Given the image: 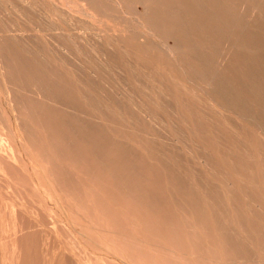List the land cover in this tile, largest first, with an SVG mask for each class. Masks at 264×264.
<instances>
[{
  "label": "rangeland",
  "instance_id": "rangeland-1",
  "mask_svg": "<svg viewBox=\"0 0 264 264\" xmlns=\"http://www.w3.org/2000/svg\"><path fill=\"white\" fill-rule=\"evenodd\" d=\"M31 1L0 0V140L6 141H0L6 153L0 150V264H264V122L261 128L252 119L264 118V0H227L223 6L218 0H198L201 6L148 0L167 24L185 31L179 33L184 40H193L181 48L191 74L220 87L225 82L231 91L218 86L219 94L212 93L230 99L235 112L214 107L185 80L180 59L158 38L163 32L146 30L148 13L139 0ZM145 32L152 33L146 44ZM201 42L211 46L200 49ZM258 103L263 114L251 108Z\"/></svg>",
  "mask_w": 264,
  "mask_h": 264
},
{
  "label": "bare ground",
  "instance_id": "bare-ground-1",
  "mask_svg": "<svg viewBox=\"0 0 264 264\" xmlns=\"http://www.w3.org/2000/svg\"><path fill=\"white\" fill-rule=\"evenodd\" d=\"M30 1H31V0H30ZM65 1H66V0H65ZM77 1H78V0H77ZM99 1H100V0H99ZM129 1H131V0H129ZM157 1H159V0H157ZM157 1H156V2H157ZM162 1H163V0H162ZM162 1H160V2L162 3ZM166 1H168V0H166ZM171 1H172V0H171ZM174 1L176 2V0H174ZM179 1H180V0H178V2H179ZM183 1L185 2V0H183ZM183 1L180 2V3H183V4H184ZM189 1H190V0H189ZM193 1H197V2H198V0H193ZM218 1H220L219 3H220V5L222 4V6H223L224 3H227V0H218ZM228 1H230V0H228ZM234 1H235V0H234ZM243 1H244V0H243ZM243 1L241 0V2H243ZM256 1H257V0H256ZM31 2H32V1H31ZM66 2H70V0H69V1H66ZM92 2H93V1H92ZM92 2H91V3H92ZM139 2H140V4L143 5V7L145 8V10H146L147 13H148V17H144L143 20H142V21H143V24H146L145 27L148 28V29H146V30H149V31H151V32H154V34H158V32H163V33H162L163 35H162L161 33L158 34V35L160 36V37H158V38H161V37H162V39L164 38V42H163V44L167 47V49H168V51L170 52V54H171L174 58L180 59V65H179V67H180V68L182 69V71L185 73V76H186V79H185V80H186L188 83L190 82L189 84H191V85H195V87L198 86V88H200L201 90H203V92L208 96L207 98H210V101H213V102H214V107L218 106V107H220L222 110L229 111V112H230V110H228V109L230 108V109H232V110L235 112L236 109L234 108V106H233V104H232V101H231L230 99H228V98H226V97H223V98H224V101H221V100H220L221 95H222L221 93H220V95H215L216 97H215L214 94L212 93V91L214 92V91H216V90H218V89H220V88L222 87V86L220 87V84H217V81H216V80H215V81L212 80L213 78H209V76H208V78L211 79V80H205V76H204L203 74H201V73H200V77H201V79H200V77H198V76L195 77V75H193L194 72L190 71L191 69L188 68L189 66H186V63H187L188 65H190L189 62H185V60L188 59V58H187L188 55L186 56L187 59L185 58V60H184V57H185L184 55H185V53H184V55H183V51H182L181 48L183 47V45L186 46L185 44H187V43H189L190 41H193V40H190V39H189L190 41L187 42L186 39H188V38H186V39L184 40L183 37L180 35V34L185 33V31H183V30L180 31L181 29H180V30H177V28H174V26H173V25H175V24L172 25L170 21H169V23L167 24L162 18H160V16H159L158 14H156V11H154V7L152 8V7L150 6L151 1H150V4H149L148 0H147V1H145V0H139ZM168 2H169V1H168ZM186 2H187V4H188V1H187V0H186ZM200 2H201V1H200ZM206 2H207V1H206ZM239 2H240V1H239ZM241 2L239 3V5H240V4L242 5ZM245 2H246V4H247V3H248V0L245 1ZM72 3H73V1H72ZM74 3H75V2H74ZM103 3H104V2H103ZM131 3H132V2H131ZM166 3H167V2H166ZM180 3H179V4H180ZM189 3L191 4L192 2H189ZM198 3H199V2H198ZM202 3H203V2H201V4L199 3V4H200L199 6L203 5ZM253 3H256V2L253 0ZM33 4H34V3H33ZM33 4H31V5H33ZM48 4H49V3H48ZM64 4L66 5V3H64ZM89 4H90V3H89ZM118 4H119V3H118ZM132 4H133V3H132ZM137 4H138V3H137ZM163 4H164V3H163ZM163 4H161V5H163ZM183 4H182V5H183ZM187 4H186V5H187ZM190 4H189V5H190ZM230 4H231V3H230ZM250 4H251V2H250ZM28 5H29V3H28ZM86 5H87V4H86ZM86 5H85V6H86ZM90 5H91V4H90ZM90 5H89V6H90ZM152 5H153V4H152ZM166 5H167V4H166ZM174 5H175V4H174ZM177 5H178V4H177ZM180 5H181V4H180ZM182 5H181V6H182ZM191 5H192V4H191ZM191 5H190V6H191ZM196 5H197V4H196ZM204 5H206V4H204ZM214 5H215V4H214ZM218 5H219V4H218ZM218 5H217V6H218ZM220 5H219V6H220ZM251 5H252V4H251ZM256 5H257V4H256ZM262 5H263V3H262ZM53 6H55V5H53ZM56 6H57V5H56ZM68 6H70V5H68ZM92 6H93V3H92ZM112 6H113V5H112ZM112 6H110V7H112ZM118 6H119V5H118ZM164 6H165V5H164ZM170 6H171V5H170ZM215 6H216V5H215ZM253 6L255 7V5H253ZM263 6H264V5H263ZM81 7H82V6H81ZM83 7H84V6H83ZM86 7H87V6H86ZM108 7H109V6H108ZM156 7H157V6H156ZM184 7H186V6H184ZM184 7H179V8H183V9H185ZM187 7H188V6H187ZM197 7H198V5H197ZM204 7H205V6H204ZM209 7L212 9L211 6H209ZM234 7H235V5H234ZM234 7H233V8H234ZM238 7H239V6H238ZM238 7H237V8H238ZM249 7H250V6H249ZM251 7H252V6H251ZM251 7H250V8H251ZM44 8H45V7H44ZM55 8H56V7H55ZM70 8H71V7H70ZM114 8H115V7H114ZM114 8H113L112 11L115 12V9H114ZM144 8H143V9H144ZM162 8H163V7H162ZM167 8H168V7H167ZM170 8H171V7H170ZM177 8H178V7L176 6V10H175V11L173 10V11L176 12V11H177ZM192 8H193V7H192ZM198 8H199V7H198ZM202 8H203V7H202ZM202 8H201V9H202ZM207 8H208V7H207ZM210 8H208V9H210ZM219 8H220V7H219ZM225 8H226V6H225ZM229 8H230V7H229ZM235 8H236V7H235ZM243 8H244V7H243ZM49 9H50V8H49ZM86 9H87V8H86ZM89 9H90V8H89ZM105 9H106V7H105ZM105 9H104V10H105ZM116 9H117V8H116ZM118 9H119V8H118ZM172 9H173V8H172ZM174 9H175V7H174ZM187 9H188V8H186L185 10H187ZM195 9H196V8H195ZM213 9H214V8H213ZM221 9H222V7L219 9V11H220ZM231 9H232V7H231ZM241 9H242V8H241ZM245 9H246V8H245ZM263 9H264V7L262 8V10H263ZM43 10H44V9H43ZM69 10H70V9H69ZM72 10H73V9H72ZM75 10H76V8H75ZM87 10H88V9H87ZM91 10H92V8H91ZM91 10H90V11H91ZM95 10H96V9H95ZM99 10H100V8H99ZM181 10H182V9H181ZM196 10H197V9H196ZM198 10H199V9H198ZM206 10H207V9H206ZM206 10L203 9V11H201V12H204V11H206ZM217 10H218V8H217ZM226 10H227V9H226ZM50 11H51V10H50ZM63 11H65V9H64ZM167 11H168V10H167ZM191 11H192V10H191ZM199 11H200V10H199ZM207 11H209V12H211V13L213 12L212 10H211V11H210V10H207ZM214 11H215V10H214ZM222 11H223V10H222ZM237 11H238V10H237ZM237 11H236V12H237ZM242 11H244V10H242ZM242 11H239V12H242ZM256 11H257V10H256ZM80 12H81V11H80ZM80 12H79V13H80ZM107 12H109V11H107ZM116 12H117V10H116ZM209 12H207V14H209ZM220 12H221V11H220ZM228 12H230V11H228ZM228 12H227V13H228ZM231 12H232V11H231ZM60 13H61V12H60ZM65 13H66V12H65ZM76 13H77V12H76ZM89 13H90V12H89ZM91 13H92V12H91ZM110 13H111V12H110ZM167 13H168V12H167ZM177 13H178V11H177ZM179 13H180V12H179ZM179 13H178V14H179ZM189 13H191V12H189ZM193 13H195V12H193ZM205 13H206V12H205ZM205 13H204V15H203V14H202V15L205 16V15H206ZM216 13L218 14V12H216ZM222 13L225 14L224 11H223ZM222 13H219V14H222ZM233 13H234V12H233ZM245 13H246V12H245ZM49 14H50V13H49ZM54 14H55V13H54ZM98 14H99V13H98ZM111 14H112V13H111ZM174 14H175V13H174ZM181 14H182V13H181ZM214 14H215V13H214ZM219 14H218V16H219ZM228 14H229V13H228ZM247 14H249V13H246V15H247ZM252 14H253V13H252ZM258 14H259V12H258ZM262 14H263V13H262ZM47 15H48V14H47ZM50 15H51V14H50ZM50 15H49V16H50ZM60 15H61V14H60ZM67 15H69V14H67ZM74 15H75V14H74ZM91 15H92V14H91ZM103 15H104V14H103ZM103 15H101V16H103ZM142 15H143V13H142ZM150 15H151L152 17H151ZM160 15H161V14H160ZM164 15H166V14H164ZM167 15H168V14H167ZM171 15H172V14H171ZM175 15H176V14H175ZM179 15H180V14H179ZM196 15H197V14H196ZM199 15H201V14L199 13ZM209 15H210V14H209ZM209 15H208V16H209ZM242 15H243V14H242ZM259 15H260V14H259ZM140 16H141V15H140ZM149 16H150V17H149ZM189 16H190V15H189ZM227 16H229V15H227ZM230 16H231V15H230ZM237 16H238V14H237ZM240 16H241V15H240ZM240 16H239V17H240ZM247 16H248V15H247ZM247 16H246V17H247ZM61 17H62V16H61ZM65 17H66V16H65ZM67 17H68V16H67ZM99 17H100V16H99ZM182 17H183V16H182ZM193 17H194V16H193ZM193 17H192V18H193ZM212 17H213V15H212ZM249 17H250V16H249ZM254 17H255V16H254ZM54 18H55V17H54ZM100 18H101V17H100ZM138 18H139V17H138ZM152 18H153V22H150V21L152 20ZM176 18H177V17H176ZM205 18H207V17L205 16ZM213 18H214V17H213ZM244 18H245V16H244ZM247 18H248V17H247ZM262 18H263V17H262ZM61 19H62V18H61ZM167 19H169V18H167ZM179 19H180V18H179ZM194 19H195V18H194ZM207 19H208V18H207ZM215 19H216V18H215ZM218 19H219V18H218ZM235 19H237V17H236ZM242 19H243V16H242ZM69 20H70V19H69ZM136 20H137V19H136ZM176 20H177V19H176ZM219 20H220V19H219ZM251 20H252V18H251ZM259 20H261V19H259ZM138 21H139V19H138ZM140 21H141V20H140ZM140 21H139V23H140ZM173 21H174V20H173ZM177 21H178V20H177ZM179 21H180V20H179ZM183 21H184V20H183ZM206 21H207V20H206ZM209 21H210V20H208V23H209ZM241 21H242V20H241ZM245 21H246V20H245ZM132 22H133V21H132ZM191 22H192V21H191ZM194 22H195V21H194ZM202 22H203V21H202ZM216 22H217V21H216ZM226 22H227V21H226ZM230 22H231V21H230ZM233 22H235V21H233ZM251 22H252V21H250V24H251ZM253 22H255V21H253ZM261 22H262V21H261ZM136 23H137V22H136ZM139 23H138V24H139ZM204 23H205V22H204ZM217 23H218V22H217ZM217 23H216V25H217ZM256 23H257V22H256ZM67 24H68V23H67ZM170 24H171V25H170ZM191 24H193V23H191ZM205 24H206V23H205ZM245 24H247V23H245ZM250 24L248 23V25H250ZM252 24H253V23H252ZM52 25H53V24H52ZM111 25H113V24H111ZM114 25H115V24H114ZM118 25H119V24H118ZM178 25H179V23H178ZM182 25H183V23H182ZM182 25H181V26H182ZM203 25H204V24H203ZM213 25H214V23H213ZM231 25H232V24H231ZM253 25H254V24H253ZM253 25H251L250 27L252 28ZM256 25H257V24H256ZM256 25H255V26H256ZM260 25H261V23H260ZM57 26H58V25H57ZM172 26H173V27H172ZM176 26H177V25H176ZM207 26H209V25H207ZM255 26H254V27H255ZM261 26H263V25H261ZM261 26H257V27H260V29H262ZM107 27H108V26H107ZM128 27H129V28H128ZM128 27H125V29H126V28H127V29H131L130 27H132V26L130 25V26H128ZM133 27H134V26H133ZM135 27H136V26H135ZM138 27H139V26H138ZM138 27H137V28H138ZM142 27H143V26H142ZM158 27H159V28H158ZM183 27H184V26H183ZM183 27H182V28H183ZM185 27H186V26H185ZM189 27H190V26H189ZM191 27H193V25H192ZM201 27H203V26H201ZM211 27H212V26H211ZM214 27H217V26H214ZM227 27H228V26H227ZM94 28H95V27H94ZM105 28H106V27H105ZM116 28H117V27H116ZM118 28H119V27H118ZM137 28H136V29H137ZM140 28H141V24H140ZM206 28H207V27H206ZM76 29H77V28H76ZM127 29H126V31H127ZM133 29H134V28H133ZM138 29H139V28H138ZM183 29H184V28H183ZM189 29H190V28H189ZM189 29H188V30H189ZM204 29H205V27H204ZM224 29H225V28H224ZM228 29H229V28H228ZM228 29H227V30H228ZM231 29H232V27H231ZM252 29H253V28H252ZM109 30H110V29H109ZM114 30H116V29H114ZM119 30H120V29H119ZM121 30H123V29H121ZM121 30H120V31H121ZM140 30H141V29H140ZM163 30H164V31H163ZM186 30H187V29H186ZM190 30H191V29H190ZM193 30L195 31L194 28H193ZM208 30H209V29H208ZM219 30H220V29H219ZM245 30H250V28H249V29L247 28V29H245ZM105 31H106V30H105ZM117 31H118V30H117ZM117 31H116V32H117ZM123 31H124V30H123ZM129 31H130V30H129ZM131 31H133V30H131ZM131 31H130V32H131ZM136 31H137V30H136ZM136 31H135V32H136ZM229 31H230V30H229ZM231 31H232V30H231ZM253 31H256V30H253ZM19 32H20V30H19ZM102 32H104V31H102ZM108 32H109V31H108ZM108 32H107V33H108ZM141 32H142V31H141ZM195 32H196V31H195ZM204 32H205V31H204ZM211 32H212V31L209 32V33H210V36L213 37V36L211 35ZM232 32H233V31H232ZM244 32H245V31H244ZM251 32H252V31H251ZM251 32L248 31L247 33H251ZM260 32H261V31H260ZM260 32H259V33H260ZM20 33H21V32H20ZM111 33H112V31H111ZM126 33H127V32H126ZM149 33H150V32H149ZM149 33H148V32H145V35H143L142 40H141L142 43L146 44V43H148V42L150 41V38H152V37L148 38ZM179 33H180V34H179ZM191 33H194V32L191 30ZM213 33H214V32H213ZM215 33H216V32H215ZM228 33H229V32H228ZM233 33H234V32H233ZM263 33H264V32H263ZM104 34H105V33H104ZM112 34H113V33H112ZM135 34H136V33H135ZM138 34H139V33H138ZM140 34L142 35L143 33H140ZM140 34H139V35H140ZM150 34H152V33H150ZM207 34H208V33H206V35H207ZM219 34H220V33H219ZM221 34L223 35V33H221ZM226 34H227V33H226ZM226 34H225V35H226ZM229 34H230V33H229ZM261 34H262V32H261ZM261 34H260V35H261ZM5 35H6V34H5ZM24 35H25V34H24ZM102 35H103V33H102ZM102 35H101V36H102ZM109 35H110V34H109ZM130 35H131V34H130ZM132 35H133V34H132ZM136 35H137V34H136ZM139 35H138V36H139ZM187 35H188V33H187ZM187 35H185V36H187ZM192 35H193V34H192ZM217 35H218V34H217ZM256 35H257V34H256ZM16 36H17V35H15L14 37H16ZM111 36H112V35H111ZM113 36H114V35H113ZM115 36H116V35H115ZM152 36H153V35H152ZM154 36H155V35H154ZM180 36H181V37H180ZM189 36H190V35H189ZM194 36H195V35H193V37H194ZM198 36H199V35H197V37H198ZM208 36H209V35H208ZM230 36H232V35L230 34ZM233 36H234V35H233ZM14 37H13V38H14ZM22 37H23V36H22ZM116 37H117V36H116ZM123 37H124V36H123ZM139 37H140V36H139ZM139 37H137V38H139ZM193 37H192L191 39H193ZM211 37H210V38H211ZM215 37H216V36H215ZM227 37H228V36H227ZM249 37H250V36H249ZM69 38H70V37H69ZM92 38H93V37H92ZM102 38H103V37H102ZM106 38H107V37H106ZM109 38H110V37H109ZM169 38H173V39L175 40V43H173L174 45H172V46H168V45L165 43V41H168ZM180 38H182L183 41H181ZM189 38H190V37H189ZM201 38H202V37H201ZM201 38H200V39H201ZM210 38H209V39H210ZM238 38H240V37H238ZM254 38H256V37H254ZM8 39H9V38H8ZM21 39H22V38H21ZM127 39H128V38H127ZM222 39H223V38H222ZM225 39H227V38H225ZM229 39H230V37H229ZM242 39H243V38H242ZM256 39H257V38H256ZM135 40H136V39H135ZM135 40H134V41H135ZM152 40H153V39H152ZM154 40H155V39H154ZM211 40H213V39H211ZM211 40H207V42H208V41L211 42ZM217 40H218V39H217ZM217 40H216V41H217ZM220 40H221V39H220ZM235 40H236V39H235ZM53 41H54V40H53ZM129 41H131V40H129ZM137 41H138V40H137ZM146 41H147V42H146ZM157 41H158V39H157ZM185 41H186V43H184V44L182 45V43L185 42ZM198 41H199V40H198ZM200 41H204V40L201 39ZM222 41H223V40H222ZM225 41H226V40H225ZM227 41H229V40L227 39ZM233 41H234V40H233ZM99 42H100V40H99ZM101 42H102V41H101ZM107 42H108V41H107ZM139 42H140V41H139ZM145 42H146V43H145ZM155 42H156V40H155ZM173 42H174V41H173ZM195 42H197V41L195 40L193 43L191 42L190 44L192 45V44H194ZM207 42H206V43H207ZM210 42H209V43H210ZM223 42H224V41H223ZM257 42L259 43V40H258ZM137 43H138V42H137ZM151 43H154V42L151 41ZM202 43H203V42H201V44H202ZM209 43H208V44H209ZM214 43H215V41L213 40V44H214ZM236 43H237V42H236ZM236 43H234V44H236ZM262 43H263V42H262ZM110 44H111V43H110ZM126 44H127V43H126ZM156 44H157V43H156ZM160 44H161V43H160ZM169 44H170V43H169ZM196 44H197V43H195L194 45H196ZM210 44H212V43H210ZM215 44H216V43H215ZM246 44H248V43H246ZM254 44H255V43H254ZM108 45H109V44H108ZM153 45H154V44H153ZM153 45H151V46H153ZM188 45H189V44H188ZM205 45H206V44H204V43L202 44V46H200V44H199V47H201L200 49H202ZM217 45H218V43H217ZM217 45H216V46H217ZM222 45H223V44H222ZM222 45H220V46L222 47ZM227 45H228V44H227ZM238 45H239V44H238ZM256 45H257V44H256ZM139 46H140V44H139ZM156 46H157V45H156ZM210 46H211V45H209L208 47H210ZM233 46H234V45H233ZM243 46H244V45H243ZM51 47H52V46H51ZM109 47H110V46H108V48H109ZM126 47H127V46H126ZM148 47H149V45H148ZM157 47H158V46H157ZM159 47H162V46H159ZM199 47L197 48V46H196L197 49H199ZM206 47H207V46H205V48H206ZM208 47H207V48H208ZM217 47H218V46H217ZM254 47H255V45H254ZM257 47H258V46H257ZM140 48H141V47H140ZM214 48H215V47H214ZM214 48H213V49H214ZM222 48H224V47H222ZM137 49H139V48H137ZM142 49H143V47L141 48V50H142ZM148 49H149V48H148ZM155 49H156V48H155ZM155 49H153V51H154ZM157 49H159V50H157V51H159V52L161 51L160 48H157ZM208 49H209V48H208ZM224 49H225V48H224ZM252 49H254V48L252 47ZM144 50H145V48H144ZM144 50H142V51H144ZM146 50H147V49H146ZM211 50H212V47H211ZM211 50H210V51H211ZM222 50H223V49H222ZM222 50H221V51H222ZM228 50H229V49H228ZM255 50H256V49H255ZM255 50H253V51H254V52L259 51V50H257V51H255ZM260 50H261V49H260ZM46 51H47V50H46ZM138 51H139V50H138ZM142 51H140V53H141ZM148 51H149V50H148ZM157 51H154L153 54H156ZM200 51H201V52H202V51H203V52H204V51L207 52V49H206V50L203 49V50H200ZM216 51H218V50L216 49ZM221 51H220V52H221ZM244 51H245V50H244ZM261 51H262V50H261ZM145 52H146V51H145ZM145 52H144V54H147V53L149 54V52H152V51H149V52H147V53H145ZM162 52H163V53H162ZM162 52H160V53H162L161 55L163 56V54H164L165 51H162ZM205 52H204V53H205ZM227 52H228V51H226V53H227ZM242 52H243V51H242ZM157 53H158V52H157ZM165 53H166V52H165ZM195 53H196V52H195ZM199 53H200V52H199ZM204 53H203V54H204ZM208 53H210V52H208ZM212 53H213V51H212ZM217 53H218V52H217ZM245 53L247 54V52H245ZM127 54H128V53H127ZM135 54H136V53H135ZM158 54H159V53H158ZM158 54H157V56H156V55H155V56L158 57ZM203 54H201V55H203ZM223 54H224V53H223ZM258 54L261 55L260 51L258 52ZM262 54L264 55V51H263ZM59 55H60V54H59ZM129 55H130V54H129ZM164 55L166 56L167 54H164ZM171 55H170V56H171ZM189 55H190V54H189ZM192 55H193V54H192ZM192 55H190V57H191ZM199 55H200V54H199ZM205 55H207V53H206ZM212 55H213V54H212ZM228 55H229V57H230V53H229ZM248 55H249V54H248ZM125 56H126V55H125ZM130 56H131V55H130ZM147 56H148V55H147ZM168 56H169V54H168ZM170 56H169V57H170ZM182 56H184V57L182 58L183 60L181 59ZM225 56H226V55H225ZM244 56H245V54H244ZM126 57H127V56H126ZM133 57H134V56H133ZM149 57L151 58L150 55H149ZM153 57H154V56H153ZM173 57H172L171 59H173ZM190 57H189V60H188V61H190V59H192V57H194V55H193L191 58H190ZM197 57H198V55H197ZM161 58H162V57H161ZM210 58L212 59L213 57L211 56ZM72 59H73V58H72ZM141 59H142V58H141ZM147 59H148V58H147ZM166 59H167V57H166ZM220 59H221V58H220ZM222 59H223V58H222ZM226 59H229V58H226ZM246 59H248V58H246ZM47 60H49V59H47ZM77 60H78V59H77ZM203 60H204V59H202V61H203ZM136 61H137V60H136ZM141 61H143V59H142ZM141 61H140V63H141ZM152 61H153V59H152ZM166 61H167V60H166ZM171 61H173V60H171ZM171 61H170V63H171ZM183 61H184L185 63H184ZM200 61H201V60H200ZM200 61L196 62V65H199V64H200ZM205 61H207V60H205ZM205 61H203V63H204ZM208 61H210V63H211V60H208ZM208 61H207V62H208ZM245 61H246V60H245ZM259 61H261V60H259ZM59 62H60V61H59ZM72 62H73V61H72ZM126 62H127V60H126ZM143 62H144V61H143ZM147 62H148V61H147ZM161 62H162V61H161ZM168 62H169V61H168ZM191 62H192V61H191ZM253 62L255 63V60H253ZM128 63H130V62H128ZM131 63H132V62H131ZM145 63H146V62H145ZM173 63H174V62H173ZM176 63H178V62H176ZM192 63H193V62H192ZM192 63H191V64H192ZM197 63H199V64H197ZM201 63H202V62H201ZM210 63H207V64H210ZM225 63H226V62H225ZM227 63H229V62H227ZM247 63H249V62H247ZM263 63H264V62H263ZM123 64H124V63H123ZM146 64H148V63H146ZM146 64H145V65H146ZM211 64L214 65V68H216V65H217V64H214V63H213V60H212V63H211ZM242 64H243V63H242ZM257 64H258V63H257ZM257 64H256V67H257ZM62 65H63V64H62ZM127 65H128V64H127ZM130 65L133 66V63L130 64ZM134 65H135V64H134ZM148 65H151V64H148ZM193 65H194V64H193ZM200 65H201V64H200ZM135 66H136V65H135ZM143 66H144V65H143ZM151 66H152V65H151ZM169 66H170V65H169ZM171 66L173 67V65H171ZM174 66H175L176 68L178 67V66H176V64H175ZM207 66H208V65H207ZM217 66H218V65H217ZM220 66H221V65H220ZM223 66H224V65H223ZM228 66H229V65H228ZM228 66H224L223 68L228 67ZM246 66H247V65H246ZM246 66H245V67H246ZM130 67H131V66H130ZM148 67H149V66H148ZM179 67H178L177 69H179ZM193 67H195V66H193ZM197 67H198V66H197ZM229 67H230V66H229ZM233 67H234V66H233ZM242 67H243V66H242ZM249 67H251V66H249ZM252 67H253V66H252ZM256 67H254V69H255ZM260 67H261V66H260ZM173 68H174V67H173ZM202 68H204V70L208 69L209 72L206 71V73H208V74H209L210 72L213 71V70L211 71V69L209 70V68H207L206 66H205V67H202ZM202 68H201V69H202ZM212 68H213V67H212ZM217 68H218V67H217ZM221 68H222V67H221ZM235 68H236V67H235ZM258 68H259V67H258ZM261 68H262V67H261ZM120 69H121V68H120ZM145 69H146V68H145ZM225 69H226V68H225ZM228 69H229V68H228ZM228 69H227V71H228ZM233 69H234V68H233ZM254 69H253V70H254ZM263 69H264V68H263ZM121 70H122V69H121ZM134 70H135V69H134ZM143 70H144V69H143ZM143 70H142V71H143ZM146 70H148V69H146ZM155 70H156V68H155ZM159 70H160V69H159ZM159 70H158V71H159ZM166 70H167V69H166ZM215 70H218V69H215ZM234 70H235V69H234ZM237 70H238V69H237ZM237 70H236V72H237ZM261 70H262V69H261ZM122 71H123V70H122ZM122 71H121V72H122ZM135 71H136V70H135ZM137 71H139V70H137ZM142 71H141V73H142ZM202 71H203V70H202ZM202 71L200 70V72H202ZM219 71H221V70L219 69ZM245 71H247V69H245ZM255 71H258V73H259L260 70H256V69H255ZM121 72H120V73H121ZM143 72H145V71H143ZM191 72H192L193 74H191ZM215 72H216V71H215ZM215 72H214V73H215ZM222 72H223V71H222ZM250 72H251V71H250ZM250 72H249V73H250ZM261 72H262V71H261ZM42 73H44V72H42ZM56 73H57V72H56ZM60 73H61V72H60ZM74 73H75V72H74ZM147 73H148V71H147ZM177 73H178V72H177ZM220 73H221V72H219V74H220ZM229 73H230V72H229ZM242 73H243V72H242ZM251 73H252V72H251ZM255 73H256V72H255ZM258 73H257V74H258ZM65 74H66V73H65ZM137 74H138V73H137ZM142 74H145V73H142ZM155 74L157 75V73H155ZM162 74H163V73H162ZM208 74H207V75H208ZM210 74H211V73H210ZM210 74H209V75H210ZM216 74H218V73H216ZM225 74H226V73H223L222 75H225ZM230 74H232V73H230ZM230 74H229V75H230ZM239 74H240V73H239ZM252 74H253V73H252ZM257 74H256V76L258 77L260 73H259L258 75H257ZM263 74H264V72H263ZM263 74H261V75H263ZM3 75H4V74H3ZM122 75H124V74H122ZM134 75H135V74H134ZM147 75H148V74H147ZM151 75H152V74H150L149 77H150ZM183 75H184V74H183ZM213 75H214V74H212V76H213ZM243 75H244V73H243ZM254 75H255V74H254ZM261 75H260V76H261ZM95 76H96V75H95ZM95 76H94V77H95ZM101 76H102V75H101ZM135 76H136V75H135ZM144 76H146V74H145ZM154 76H155V75H154ZM181 76H182V74H181ZM216 76H217V75H216ZM218 76H219V75H218ZM244 76H245V75H244ZM247 76H248V75H247ZM249 76H250V74H249ZM256 76H255V77H256ZM149 77L147 76V78H149ZM175 77H176V76H175ZM175 77H174V78H175ZM225 77H226V76H225ZM225 77H223V78H225ZM237 77H238V76H237ZM239 77H240V76H239ZM242 77H243V76H242ZM245 77H246V76H245ZM251 77L253 78L254 76H251ZM251 77H250V78H251ZM261 77H262V76H261ZM81 78H82V77H81ZM152 78H153V79H152ZM154 78H155V77H151L150 80H151V79L154 80ZM158 78H159V77L156 78L157 82L154 80L156 83H158V81H159ZM179 78H180V77H179ZM218 78H219V77H218ZM218 78H217V79H218ZM226 78H228V76H227ZM231 78H232V76H231ZM252 78H251V79H252ZM258 78H259V77H258ZM36 79H38V78H36ZM46 79H47V78H46ZM82 79H83V78H82ZM85 79H86V78H85ZM105 79H106V78H105ZM138 79H139V78H138ZM141 79H142V78H141ZM228 79H229V78H228ZM233 79H234V78H233ZM241 79H242V78H241ZM243 79H244V78H243ZM259 79H260V78H259ZM0 80H1V79H0ZM83 80H84V79H83ZM106 80H107V79H106ZM106 80H105V81H106ZM161 80H165V79H161ZM220 80H221V79H220ZM220 80H218V81H220ZM224 80H225V79H224ZM244 80H245V79H244ZM249 80H250V79H249ZM249 80H248V81H249ZM252 80H253L254 82H256L254 79H252ZM4 81H5V80H4ZM41 81H42V79H41ZM47 81H48V80H47ZM81 81H82V80H81ZM165 81H166V80H165ZM169 81H170V80H169ZM183 81H184V79H183ZM228 81H229V80H228ZM232 81H233V80H232ZM245 81H246V80H245ZM262 81H264V79H263ZM262 81H261V82H262ZM1 82H2V81H1ZM9 82H10V81H9ZM9 82H8V83H9ZM48 82H49V81H48ZM102 82H103V81H102ZM142 82H143V81H142ZM155 82H153V83H155ZM160 82H161V81H159V83H158L159 85H160ZM191 82H192V83H191ZM193 82H194V84H193ZM220 82H221V81H220ZM241 82H244V81L242 80ZM241 82H240V85H241ZM254 82H253V83H254ZM38 83H39V82H38ZM42 83H43V82H42ZM167 83H168V82H167ZM224 83H225V82H223L222 84H223V86H225V87H222V88H227V86L224 85ZM227 83H228V82H227ZM229 83H231V82H229ZM229 83H228V86H229V88H230ZM237 83H238V82H237ZM250 83H251V81H250ZM258 83H259V82H258ZM258 83H257V84H258ZM6 84H7V83H6ZM11 84H12V83H11ZM32 84H33V83H32ZM81 84H82V83H81ZM144 84H145V83H144ZM144 84H143V85H144ZM163 84H165V83L163 82ZM222 84H221V85H222ZM235 84H236V83H235ZM238 84H239V83H238ZM243 84H245V82H244ZM243 84H242V85H243ZM246 84H247V81H246ZM248 84H249V83H248ZM0 85H1V84H0ZM39 85H40V84H39ZM61 85H62V84H61ZM161 85H162V84H161ZM232 85H233V83H232ZM9 86H10V85H9ZM35 86H36V85H35ZM47 86H48V85H47ZM108 86H109V85H108ZM108 86H107V87H108ZM114 86H115V85H114ZM118 86H119V85H118ZM145 86H146V84H145ZM145 86H144V87H145ZM172 86H173V85H172ZM176 86H177V85H176ZM186 86L189 87V85H186ZM186 86H184V88H185ZM218 86H219L220 88H219ZM247 86H248V85H247ZM261 86L264 87V85H261ZM51 87H52V86H51ZM68 87H69V86H68ZM97 87H98V86H97ZM111 87H112V86H111ZM165 87H166V86H165ZM167 87H168V85H167ZM169 87H170V86H169ZM173 87H174V86H173ZM178 87H179V86H178ZM231 87H232V86H231ZM235 87H236V86H235ZM237 87H239V86H237ZM250 87L252 88V85H251ZM254 87H256V86H254ZM254 87H253V88H254ZM12 88H13V87H12ZM41 88H42V87H41ZM82 88H83V87H82ZM116 88H117V87H116ZM137 88H138V87H137ZM147 88H149V87L147 86ZM147 88H146V89H147ZM156 88H157V87H156ZM160 88H161V87H160ZM184 88H183V89H184ZM186 88H187V87H186ZM186 88H185V89H186ZM190 88H192V87H190ZM190 88H189V89H190ZM196 88H197V87H196ZM198 88H197V89H198ZM232 88H234V87H232ZM247 88H249V86H248ZM260 88H261V87H260ZM260 88L257 89V90L260 91ZM8 89H9V88H8ZM164 89H165V88H164ZM166 89H167V88H166ZM168 89H169V88H168ZM215 89H216V90H215ZM238 89H240V88H238ZM243 89H245V88H243ZM9 90H10V89H9ZM80 90H81V89H80ZM85 90H86V89H85ZM111 90H112V89H111ZM117 90H118V89H117ZM128 90H129V89H128ZM143 90H144V89H143ZM148 90H149V89H148ZM152 90H153V89H152ZM157 90L160 91V89H158V88H157ZM171 90H172V89H171ZM171 90H170V91H171ZM178 90H179V88H178ZM190 90L192 91V89H190ZM195 90H196V89H195ZM226 90H227V91H231V89L228 90V88H227ZM232 90H233V89H232ZM247 90H248V89H247ZM252 90H253V89H252ZM11 91H12V90H11ZM108 91H109V90H108ZM124 91L126 92V90H124ZM144 91L146 92L147 90H144ZM185 91H186V90H185ZM193 91H194V90H193ZM235 91H236V90H235ZM253 91H254V90H253ZM120 92H121V91H120ZM125 92H124V93H125ZM152 92H153V91H151V93H152ZM155 92H156V90H155ZM194 92H195V91H194ZM198 92H199V91H198ZM222 92H223V89H222ZM225 92H226V91H225ZM245 92H247V91H245ZM251 92H252V91H251ZM261 92H262V91H260V93H261ZM1 93H2V92H1ZM8 93H9V92H8ZM141 93H142V92H141ZM161 93L164 95L163 92H161ZM189 93H190V92H189ZM189 93H188V94H189ZM195 93H196V92H195ZM215 93H217V91H216ZM229 93H231V92H229ZM232 93H233V91H232ZM238 93H239V91H238ZM248 93H250V90H249ZM252 93H253V92H252ZM252 93H250L251 96L254 95V93H253V94H252ZM263 93H264V92H263ZM44 94H46V93H44ZM113 94H114V93H113ZM127 94H129V93H127ZM127 94H126V95H127ZM158 94H160V93L158 92ZM162 94H160V95H162ZM171 94H172V93H171ZM217 94H219V93H217ZM244 94H245V93H244ZM87 95H88V94H87ZM115 95H116V94H115ZM121 95L123 96V93H122ZM136 95H137V94H136ZM175 95H176V94H175ZM37 96H38V95H37ZM41 96H42V94H41ZM44 96H45V95H44ZM48 96H49V95H48ZM110 96H111V95H110ZM117 96H118V95H117ZM128 96H129V95H128ZM128 96L126 97V99L128 98ZM148 96H149V95H148ZM157 96H158V95H157ZM164 96H167V95L165 94ZM226 96H228V95L226 94ZM233 96H234V95H233ZM239 96H241V95H239ZM251 96H250V97H251ZM254 96L258 98V96L256 95V93H255ZM0 97H1V96H0ZM6 97H7V96H6ZM9 97H10V96H9ZM12 97H13V95H11V99H12ZM46 97H47V96H46ZM86 97H87V96H86ZM124 97H125V96H124ZM138 97H139V96H138ZM146 97H147V96H146ZM149 97H150V96H149ZM149 97H148V98H149ZM167 97H168V96H167ZM184 97H185V96H184ZM203 97H204V96H203ZM243 97H244V96H243ZM39 98H40V97H39ZM49 98H50V97H49ZM91 98H92V97H91ZM151 98H154V97H151ZM162 98H164V97L162 96ZM197 98H199V97H197ZM197 98H196V99H197ZM235 98H236V101H237V98H238V97L235 96ZM241 98H242V97H241ZM45 99H46V98H45ZM60 99H62V98H60ZM88 99H89V98H88ZM88 99H87V100H88ZM111 99H112V98H111ZM118 99H119V98H118ZM138 99H139V98H138ZM165 99H166V98H165ZM238 99H239V98H238ZM254 99H255V98H254ZM30 100H31V99H30ZM34 100H35V99H34ZM47 100H48V99H47ZM52 100H53V98H52ZM116 100H117V99H115V101H116ZM122 100H123V99H122ZM155 100H156V99H155ZM243 100H244V102H245V101L247 100V98H246V100H245L244 98H242V101H241V102H243ZM259 100H260V98H259ZM10 101H11V100H10ZM53 101H54V100H53ZM58 101H60V100L58 99ZM64 101H65V100H64ZM111 101H112V100H111ZM120 101H121V100H120ZM123 101H124V100H123ZM129 101H130V100H129ZM129 101H128V102H129ZM140 101H141V99H140ZM148 101H149V100H148ZM153 101H154V100H153ZM156 101H157V100H156ZM162 101H163V100H162ZM165 101H166V100H165ZM239 101H240V100H239ZM30 102H31V101H30ZM50 102H51V100H50ZM106 102H107V101H106ZM182 102H184V101H182ZM185 102H186V101H185ZM192 102H193V101H192ZM249 102H250V100H249ZM257 102H258V101H257ZM257 102H256V103H257ZM260 102H261V100H260ZM262 102H264V101L262 100ZM52 103H53V102H52ZM58 103H59V102H58ZM117 103H118V100H117ZM155 103H156V102H155ZM162 103H163V102H162ZM162 103H161V104H162ZM174 103H175V102H174ZM187 103H188V102H187ZM246 103H247V102H246ZM62 104H63V103H62ZM152 104H153V103H152ZM165 104H166V103H165ZM177 104H178V103H177ZM192 104H193V103H192ZM202 104H203V103H202ZM236 104H238V103H236ZM248 104H249V103H248ZM248 104H247V105H248ZM252 104H254L253 101H252ZM263 104H264V103H263ZM68 105H69V104H68ZM105 105H106V104H105ZM120 105H121V103H120ZM166 105H167V104H166ZM183 105H184V104H183ZM186 105H187V104L185 103L184 106H186ZM194 105H195V104H194ZM126 106H127V105H126ZM162 106H163V105H162ZM168 106H170V105H168ZM204 106H205V105H204ZM261 106L263 107V105H261V104L259 105V103H258L257 106H251V108L253 109L254 114H255V113L263 114V113H262V109L260 108ZM98 107H99V106H98ZM118 107H119V106H118ZM171 107H172V106H171ZM198 107L200 108V106H198ZM11 108H12V107H11ZM65 108H66V107H65ZM106 108H107V107H106ZM108 108H109V107H108ZM108 108H107V109H108ZM120 108H121V107H120ZM137 108H139V107H137ZM201 108H202V107H201ZM257 108H259L260 110H258ZM14 109H15V108H14ZM117 109H118V108H117ZM172 109H173V107H172ZM174 109L176 110V108H174ZM197 109H198V108H197ZM216 109H218V108H215V110H216ZM237 109H239V108H237ZM263 109H264V108H263ZM141 110H143V109H141ZM141 110H140V111H141ZM146 110H147V109H146ZM188 110H190V108H188ZM138 111H139V109H138ZM179 111H180V110H179ZM207 111H208V110H207ZM213 111H214V110H213ZM238 111H239V110H238ZM121 112H122V110H121ZM231 112H232V111H231ZM263 112H264V110H263ZM142 113H144V112H142ZM147 113H148V112H147ZM171 113H172V115H174V114H173L174 112H171ZM179 113H180V112H179ZM203 113H205V112H203ZM121 114H122V113H121ZM181 114H182V113H181ZM260 114H259V115H260ZM149 115H150V113H149ZM151 115H153V114H151ZM160 115H161V114H160ZM172 115H171V116H172ZM210 115H211V114H210ZM246 115H250V114H246ZM246 115H244V116H246ZM166 116H167V115H166ZM174 116H175V115H174ZM187 116H188V115H187ZM213 116H214V115H213ZM240 116H242V115H240ZM240 116H239V117H240ZM244 116H243V117H244ZM17 117H18V116H17ZM162 117H163V116H162ZM184 117H185V116H184ZM184 117H183V118H184ZM191 117H192V116H191ZM215 117H216V116H215ZM236 117H237V116H236ZM236 117H235V119H238V118H236ZM243 117H242V120H243ZM246 117H247V116H246ZM246 117H244V118H246ZM259 117H260V116H259ZM20 118H21V117H20ZM130 118H131V117H130ZM152 118H153V116H152ZM168 118H169V117H168ZM200 118H201V117H200ZM202 118L204 119V117H202ZM250 118H251V117H250ZM250 118H249V120H250ZM97 119H98V118H97ZM97 119H96V120H97ZM104 119H105V118H104ZM126 119H127V117H126ZM161 119H162V118H161ZM164 119H165V118H164ZM170 119H171V118H170ZM218 119H219V118H218ZM224 119H225V118H224ZM252 119H253V121L255 122V124H260V125H261V123L264 122V120H263L264 118H263V119H261V118H260V119H258V118L256 119V115H254ZM25 120H26V119H25ZM123 120H124V119H123ZM153 120H154V118H153ZM155 120H156V119H155ZM198 120H199V119H198ZM229 120H230V119H229ZM229 120H228V121H229ZM244 120H245V119H244ZM26 121H27V120H26ZM106 121H107V120H106ZM127 121H128V120H127ZM132 121H133V120H132ZM161 121H162V120H161ZM225 121H226V119H225ZM233 121H234V120H233ZM235 121H236V120H235ZM239 121H240V120H239ZM253 121H252V122H253ZM261 121H262V122H261ZM171 122H173V121H171ZM193 122H194V121H193ZM223 122H224V121H223ZM223 122H222V123H223ZM236 122H237V121H236ZM243 122H244V121H243ZM249 122H250V121H249ZM249 122H248V123H249ZM260 122H261V123H260ZM26 123H27V122H26ZM181 123H182V122H181ZM185 123H186V122H185ZM222 123H221V124H222ZM225 123H226V122H225ZM227 123H228V122H227ZM227 123H226V124H227ZM238 123H239V122H238ZM244 123H245V122H244ZM41 124H42V123H41ZM110 124H111V123H110ZM149 124H150V123H149ZM152 124H153V122H152ZM175 124H176V123H175ZM246 124H247V122H246ZM251 124H252V123H251ZM255 124H254V125H255ZM128 125H129V124H128ZM194 125H195V124H194ZM228 125H229V123H228ZM252 125H253V124H252ZM260 125H259V126H260ZM159 126H160V125H159ZM176 126H177V124H176ZM182 126H183V125H182ZM195 126H196V125H195ZM203 126H204V125H203ZM214 126H215V125H214ZM249 126H250V125H249ZM256 126H257V125H256ZM262 126H263V124L261 125V128H262ZM172 127H173V126H172ZM197 127H198V126H197ZM199 127H201V126H199ZM226 127H227V126H226ZM228 127H230V126H228ZM228 127H227V128H228ZM250 127H251V126H250ZM250 127H249V128H250ZM254 127H255V126H254ZM157 128H158V127H157ZM173 128H174V127H173ZM178 128H179V127H178ZM191 128H192V127H191ZM227 128H226V129H227ZM235 128H236V127H235ZM237 128H238V127H237ZM237 128H236V129H237ZM261 128H260V129H261ZM41 129H42V128H41ZM202 129H203V128H202ZM232 129H233V127H232ZM236 129H234V131H235ZM255 129H256V127H255ZM260 129H258V130H260ZM20 130H22V128H20ZM197 130H198V128H197ZM230 130H231V129H230ZM262 130H264V129H262ZM231 131H232V130H231ZM237 131H238V130H236V132H237ZM253 131H254V130H253ZM26 132H27V131H26ZM137 132H138V131H137ZM164 132H165V131H164ZM167 132H168V131H167ZM184 132H185V131H184ZM192 132H193V131H192ZM196 132H197V131H196ZM207 132H208V131H207ZM169 133H170V132H168V134H169ZM175 133H176V132H175ZM224 133H225V132H224ZM184 134H185V133H184ZM235 134H236V133H235ZM237 134H239V133H237ZM237 134H236V135H237ZM12 135H13V134H12ZM194 135H195V134H194ZM232 135H233V134H232ZM236 135H234V136L236 137ZM255 135H256V134H255ZM261 135H262V133H261ZM261 135H260V136H261ZM33 136H36V135H33ZM169 136H170V135H169ZM184 136H185V135H184ZM198 136H200V135H198ZM202 136H203V135H202ZM2 137H3V136H2ZM47 137H48V136H47ZM172 137H173V136H172ZM179 137H180V136H179ZM191 137H192V136H191ZM195 137H196V136H195ZM203 137H204V136H203ZM205 137H206V136H205ZM262 137H263V136H261V138H262ZM167 138H168V137H167ZM182 138H183V137H182ZM189 138H190V137H189ZM238 138H239V137H238ZM24 139H26V138L24 137ZM239 139H240V138H239ZM1 140H4V138L1 139ZM1 140H0V141H1ZM241 140H242V139H241ZM253 140H254V139H253ZM4 141H5V140H4ZM247 141H248V140H247ZM250 141H251V139H250ZM5 142H6V141H5ZM149 142H150V141H149ZM181 142H182V141H181ZM192 142H193V141H192ZM182 143H183V142H182ZM5 144H6V143H5ZM28 144H29V143H28ZM204 144H205V143H204ZM7 145H8V144H7ZM29 145H30V144H29ZM45 145H46V144H45ZM209 145H210V144H209ZM9 146H10V145H9ZM9 146H8V147H9ZM143 146H144V145H143ZM172 146H173V145H172ZM220 146H221V145H220ZM253 146H254V145H253ZM14 147H15V146H14ZM169 147H170V146H169ZM254 147H255V146H254ZM2 149H3V148H1L0 150L2 151ZM187 149H188V148H187ZM14 150H15V149H14ZM24 150H25V149H24ZM145 150H146V149H145ZM175 150H176V149H175ZM190 150H191V149H190ZM190 150H189V152H190ZM3 151H4V149H3ZM9 151H10V150H9ZM179 151H180V150H179ZM249 151H250V150H249ZM181 152H183V151H181ZM217 152H218V151H217ZM1 153H3V152H1ZM246 153H247V152H246ZM4 154L6 155L5 151H4ZM5 155H4V156H5ZM7 155H9V154H7ZM249 155H250V154H249ZM257 155H258V154H257ZM2 156H3V155H2ZM250 156H251V155H250ZM8 157H9V156H8ZM206 157H207V156H206ZM248 157H249V156H248ZM252 157H253V156H252ZM262 157H263V156H262ZM190 158H191V157H190ZM254 158H255V157H254ZM0 159H1V158H0ZM43 159H44V158H43ZM201 159H202V158H201ZM10 160H11V159H10ZM16 160H17V159H16ZM16 160H15V161H16ZM44 160H45V159H44ZM158 160H159V159H158ZM195 160H196V159H195ZM259 160H260V159H259ZM15 161H14V162H15ZM204 161H205V160H204ZM12 162H13V161H12ZM45 162H47V161H45ZM48 162H49V161H48ZM17 163H18V162H17ZM202 163H203V162H202ZM205 163H206V162H205ZM47 164H48V163H47ZM185 164H186V163H185ZM203 164H204V163H203ZM0 165H1V164H0ZM16 165H17V164H16ZM195 166H196V165H195ZM208 167H209V166H208ZM15 168H16V167H15ZM48 168H49V167H48ZM48 168H47V169H48ZM235 168H236V167H235ZM242 168H243V167H242ZM11 169H12V168H11ZM207 169H208V168H207ZM49 170H50V169H49ZM44 173H45V172H44ZM196 173H197V172H196ZM203 173H204V172H203ZM1 174H3V173L1 172ZM1 174H0V175H1ZM4 176H5V175H4ZM6 177H7V176H6ZM48 178H50V176H49ZM248 179H249V178H248ZM231 183H232V182H231ZM253 203H254V202H253ZM260 205H262V204H260ZM249 207H250V206H249ZM50 217H51V215H50ZM50 217H49V218H50ZM65 222H66V221H65ZM262 228H263V227H262ZM108 243H109V242H108ZM259 249H260V247H259ZM261 253H262V251H261ZM257 256H258V255H257ZM259 257H260V255H259ZM220 259H221V258H220ZM216 261H217V260H216ZM213 262H214V261H213ZM214 263H215V262H214Z\"/></svg>",
  "mask_w": 264,
  "mask_h": 264
}]
</instances>
